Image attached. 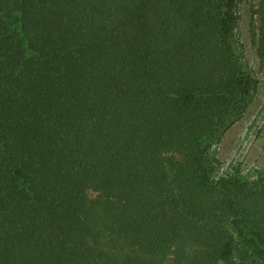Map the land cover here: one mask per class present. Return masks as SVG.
<instances>
[{
	"label": "trees",
	"instance_id": "1",
	"mask_svg": "<svg viewBox=\"0 0 264 264\" xmlns=\"http://www.w3.org/2000/svg\"><path fill=\"white\" fill-rule=\"evenodd\" d=\"M238 18L237 0H0V264H264V172L212 177L204 148L250 87Z\"/></svg>",
	"mask_w": 264,
	"mask_h": 264
},
{
	"label": "rangeland",
	"instance_id": "2",
	"mask_svg": "<svg viewBox=\"0 0 264 264\" xmlns=\"http://www.w3.org/2000/svg\"><path fill=\"white\" fill-rule=\"evenodd\" d=\"M260 2L237 0L239 18L233 44L250 78V87L225 124L204 142L207 153L218 160L210 174L215 178L235 168L249 180L264 172V59L257 52V35L253 36L258 25L253 11Z\"/></svg>",
	"mask_w": 264,
	"mask_h": 264
}]
</instances>
